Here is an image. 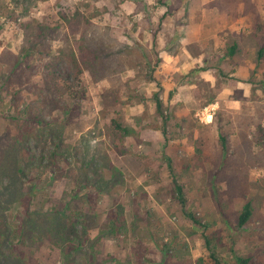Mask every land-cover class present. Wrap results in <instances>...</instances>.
Here are the masks:
<instances>
[{"label": "rangeland", "instance_id": "1", "mask_svg": "<svg viewBox=\"0 0 264 264\" xmlns=\"http://www.w3.org/2000/svg\"><path fill=\"white\" fill-rule=\"evenodd\" d=\"M164 1L145 0L147 8L143 7L139 12L150 11L155 16L160 15L166 9ZM125 2L0 0V169L6 158L22 143L20 154H23L25 161L35 158L29 166L25 185L34 186L36 190L31 209H70V194L76 187L75 183L67 177L58 178L54 169L42 165L39 159L42 154L48 156L53 148L52 139L44 131L46 122L65 123L66 144L82 147L79 144L82 136L90 132L91 150L107 151L124 173V181L114 185L111 193L101 194L96 207L105 213L110 211L114 201L121 203L125 206L129 231L127 235L104 237L95 264H163L166 253L163 246L168 241L169 254L173 255L168 264H197L196 260L201 256L205 258L204 264H212L203 235L204 228L184 216L183 207L176 197L173 171L183 185L187 208L207 224L205 231L212 238L222 261L236 264L231 251L234 247L239 253L254 255L252 264H264V141L254 125L244 128L248 133L247 138H243L242 129L238 127L240 120L252 117L256 121L264 113V97L261 96H264V86L261 84L264 67L256 64L252 72L257 88L254 90L260 93L256 92L250 101L245 98L243 90L237 91L235 98L224 97L217 101L214 87L201 80L197 84L203 95L200 106L188 115L176 117L165 104L166 99L161 92L164 115L169 118L164 126V116L154 104L155 97L153 94L149 96L152 85L143 81V77L136 76H145L149 68L144 65L130 66L136 64L138 58L136 56L135 59L133 53L142 55L134 38L126 31L128 23L132 25L129 28L131 31L137 29V24L154 28L158 21L154 20L156 24L153 25L152 19L147 16L140 22L126 20ZM132 2L131 6H135L137 11V3ZM77 10L98 26V32L109 28L107 33L110 36L129 44L127 50L121 49L118 60L121 59L126 67L123 78L131 91L117 104L113 103L111 97L105 96V90L111 87L110 80L101 77L100 72L94 75L89 69L84 72L85 85L77 99L47 88L42 65L49 57L48 52L58 53L63 46L62 41L48 37L45 48L38 44L45 52L39 54L36 51L30 54L31 57L27 56L33 43L27 38L26 22L35 19L44 25L64 24L63 14L73 15ZM117 50L120 51L119 45ZM11 53L22 60L28 59L31 66L21 78L9 73L7 62H14ZM220 74L217 76L218 82H227L232 78L231 71L222 69ZM211 101L212 105L217 106L215 115L222 110L220 119L222 116L228 122L222 133L228 145L226 151L221 146L220 119L213 124L215 115L209 123H202L198 117V112L210 105ZM237 108H240L239 112L235 111ZM35 114L40 117L35 118ZM181 117L186 123L182 127L179 124ZM173 118L176 119L173 124L178 129L169 128L166 138L176 141L170 143L168 149L140 146L142 154L132 151L138 148L134 140L130 141L131 150L126 143L127 137L122 139L113 126V120H117L137 131L145 127L167 130L168 126H172ZM195 126L200 128L197 140L184 142L183 138H191L193 132L190 130ZM135 141L141 143V140ZM168 158L172 161L173 171L168 166ZM58 160L64 169L68 168L62 156ZM248 198L253 199L254 215L244 227L235 229L233 226L237 215ZM9 202L5 203L3 210H6L10 224L16 227L20 219L26 216L25 206ZM221 209L225 210V216L220 213ZM173 230L178 231V237H175ZM91 233L95 236L98 229H92ZM19 247L32 256L31 248L26 244L20 243ZM4 259L1 254L0 260ZM33 260L35 264H63L60 248L49 241L35 252Z\"/></svg>", "mask_w": 264, "mask_h": 264}, {"label": "trees", "instance_id": "2", "mask_svg": "<svg viewBox=\"0 0 264 264\" xmlns=\"http://www.w3.org/2000/svg\"><path fill=\"white\" fill-rule=\"evenodd\" d=\"M138 5V10L146 7L145 0H133ZM64 24L55 26L44 25L37 20L28 21L24 24L27 30V38L33 43V47L29 49L27 54L45 52V40L58 39L63 42V46L57 54L49 53V57L45 58L42 68L44 71L45 83L48 89H52L61 95H68L79 98L80 92L83 91L85 78L83 77L86 69L96 75L101 73V77L107 78L111 82V87L105 90V96L111 97L113 103L117 104L122 101L124 96L130 95L128 82L123 78L126 69L123 61L118 60L119 52L122 48L129 47V44L123 43L112 36L107 31L109 28L98 32V26L83 12L77 10L73 15L63 14ZM259 27L262 26L258 23ZM261 28V27H260ZM155 33V32H154ZM156 34V33H155ZM256 37L260 39L257 42L256 63L257 66L264 67V34L258 33ZM40 44L43 49L38 47ZM177 43L174 42V45ZM118 45L120 51L117 50ZM238 44L232 40L227 47L223 61L231 60L237 53ZM14 62H7L10 66V72L13 75H24L27 68L31 67L28 59H21L19 56L11 53ZM24 58V57H23ZM200 69L197 68L198 71ZM222 73V70L220 71ZM264 86V79L261 80ZM157 110L164 116L166 126L168 116L164 115L163 101L159 93L154 94ZM215 115L213 124L220 119V114ZM35 118H39V114H35ZM239 128L242 129L243 138H247L248 133L244 128H250L254 125L262 134L264 141V113H261L254 121L253 118L240 120ZM219 126L220 138L222 141V149H228L226 137L222 134L224 126L228 124L224 118L220 119ZM44 127L45 133L52 139L53 148L49 155L39 157L42 165L54 169L55 176L58 178L67 177L71 179L76 187L70 194V209L66 210H35L31 209L32 198L35 193L34 186H25L29 166L35 161L30 158L25 161L21 145L14 149L13 154L6 158L1 165L0 180L2 188H0V255H4V261L0 260V264H35L34 255L46 241L51 242L60 248L63 258V264H95L100 254L99 246L101 240L106 236L127 235L129 226L125 216V206L121 203L114 204L109 212H100L97 209V202L103 193H111L112 187L120 181H124V173L114 161L110 158L107 151L97 149L92 151L91 133L88 132L82 136L78 147L72 144H66L64 133L66 124L54 123L47 121ZM113 126L121 135L122 139L133 136L137 141L139 131L129 125H123L117 120H113ZM163 134H166V128H163ZM90 136V137H89ZM10 151H13L12 149ZM62 156L68 164V168L64 169L59 163L58 158ZM168 166L173 171V164L168 158ZM34 166V165H33ZM55 176L53 178L55 179ZM173 180L175 194L180 201L184 216L189 218L194 224L204 228V237L209 257L213 261L212 264H225L219 256V252L213 245L212 238L205 231L207 224L196 217V215L187 208V201L184 193L183 185L174 176ZM87 190L86 192H82ZM7 201L9 203H20L25 206L26 216L20 219V223L14 227L10 224L6 210L3 206ZM255 206L252 198H248L242 209L237 215V220L233 228L240 229L248 224L254 215ZM220 213L225 216V210L221 209ZM98 229V234L92 235L91 230ZM175 237H178L177 230H173ZM20 243L26 244L31 248L30 256L25 250L19 247ZM165 250L163 264H168L171 260L169 254L170 242H165L163 246ZM232 253L236 264H252L254 255L239 253L232 247ZM197 264H204L203 256L196 260Z\"/></svg>", "mask_w": 264, "mask_h": 264}, {"label": "crops", "instance_id": "3", "mask_svg": "<svg viewBox=\"0 0 264 264\" xmlns=\"http://www.w3.org/2000/svg\"><path fill=\"white\" fill-rule=\"evenodd\" d=\"M125 1L126 20L140 22L147 16L153 25L156 24L154 20L158 21L154 28L137 24V29L131 31L132 25L128 23L126 31L134 38L142 55L133 53L135 59L136 56L139 59L130 66L149 68L145 76H136L143 77V81L152 85L150 97L159 93L161 98L164 94L165 104L173 116L188 115L200 106L203 95L197 84L201 80L214 87L217 101L224 97L235 98L234 94L239 90H243L249 101L256 92L260 93L254 90L257 88L252 72L256 68L257 42L260 41L256 34H264V0H165L163 6L166 9L156 16L150 11H135V6L130 4H133L132 0ZM258 23H261V28ZM232 40L238 44L237 53L231 60L223 61ZM197 68L200 70L195 71ZM222 69L231 71L232 78L227 82L217 80ZM235 111L239 112L240 108ZM175 121L173 118L172 126H168L166 131L178 129L173 124ZM183 122L185 119L181 117V127L186 124ZM199 129L198 126L191 128V138H183L184 142L196 141ZM139 138L141 143L138 144L133 136H128L126 143L132 150L130 141L134 140L138 148L132 151H140L141 154L140 146L168 149L170 143L176 141L166 138L163 129L148 127L140 129Z\"/></svg>", "mask_w": 264, "mask_h": 264}, {"label": "built area", "instance_id": "4", "mask_svg": "<svg viewBox=\"0 0 264 264\" xmlns=\"http://www.w3.org/2000/svg\"><path fill=\"white\" fill-rule=\"evenodd\" d=\"M217 106L216 105H207L204 106L199 112L198 117L202 123H209L214 118L216 113Z\"/></svg>", "mask_w": 264, "mask_h": 264}]
</instances>
